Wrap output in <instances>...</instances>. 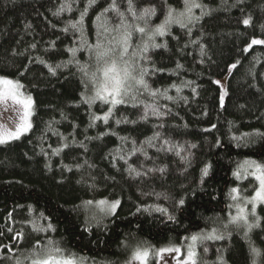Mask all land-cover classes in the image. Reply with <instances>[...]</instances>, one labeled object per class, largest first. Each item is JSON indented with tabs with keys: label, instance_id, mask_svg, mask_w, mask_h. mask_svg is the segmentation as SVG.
<instances>
[{
	"label": "trees",
	"instance_id": "trees-1",
	"mask_svg": "<svg viewBox=\"0 0 264 264\" xmlns=\"http://www.w3.org/2000/svg\"><path fill=\"white\" fill-rule=\"evenodd\" d=\"M66 2L72 10L54 15ZM195 2L205 6L193 9L196 16L208 14L190 35L173 25L144 62L157 95L144 93L139 107L117 105L104 123L94 117L111 105L84 103L93 90L80 65L90 62L88 45L104 20L96 17L111 0L91 7L89 0H0V78L19 82L33 100L28 133L0 144V264L23 261L37 239L88 264H125L137 248L153 264L156 250L213 229L224 238L200 242L197 264H264V205L256 207L259 227L229 224L232 189L241 204L257 189L244 162L264 165V44L251 43L264 40V0ZM134 6L155 7L153 25L169 8L185 7L183 0ZM86 7L82 33L64 31ZM100 201L119 204L105 215L95 208Z\"/></svg>",
	"mask_w": 264,
	"mask_h": 264
},
{
	"label": "snow or ice",
	"instance_id": "snow-or-ice-1",
	"mask_svg": "<svg viewBox=\"0 0 264 264\" xmlns=\"http://www.w3.org/2000/svg\"><path fill=\"white\" fill-rule=\"evenodd\" d=\"M95 0H89L88 7H91ZM184 9L177 11L169 8L164 20L156 25L151 23V17L156 15L155 7L143 8L137 11L134 6V0H111L110 7L105 9L103 13L98 15L96 19L101 20L104 17L102 24L100 25V31L98 32L97 40L94 44L88 45L89 51V63L86 65H80V70L84 77L85 87H90L93 90L91 96L84 97V103L91 105L96 101H100L105 105H111L108 108L107 113L103 116H95V120H103L104 123H108L109 116L112 114L113 108L117 105H131L132 107H139L142 100L140 97L144 93H148L150 96L155 97L159 90L153 91L146 79L149 76L148 69L144 66V62L149 60L150 49H157L164 47L156 42L157 37H163L166 34H170L173 25H179L181 29H187L188 34H191V25L197 23L203 15L208 14L202 11L201 16H196L193 13L194 8L203 9L205 6L200 3H196L195 0H183ZM126 3L127 7L121 10L120 4ZM72 6L70 3H64L54 13V15H60L63 11H71ZM108 13H112V16H108ZM87 14V7L81 12L80 20L69 21L64 31L69 29L75 31H81L83 25V17ZM245 25L250 24V19H244ZM264 27V26H262ZM195 43V41H193ZM255 45L264 44V40L254 39L251 42ZM251 46V45H250ZM249 46V47H250ZM35 47V45H33ZM73 57H75L76 49H70ZM247 51V49H245ZM77 63H79L77 61ZM59 67V66H57ZM179 67V65H178ZM232 69L236 68V64L230 66ZM54 71L53 69H49ZM217 84L220 81H216ZM0 85L4 86L0 88V102L11 100L15 104L21 105L23 108V115L20 117V123L16 127L15 131H5L0 133V144L7 142L8 140L19 139L20 136L27 132L31 128L29 117L31 116V109L33 107V100L31 96L25 97L20 89L23 85L19 82H14L11 79L0 78ZM175 87V85H173ZM180 89L177 88V92ZM220 96L221 103H223L224 95ZM166 99H173L167 96L166 92L161 93ZM146 108L151 107L153 115H161L153 105H145ZM147 113L145 112V118ZM121 121H117L120 123ZM126 122V121H125ZM162 127V125H161ZM159 137V133L155 134L154 138ZM67 145H65L66 147ZM140 151V149H136ZM177 155L180 153L177 152ZM244 172H247L249 167L255 169L254 172L249 173L256 181L259 182L258 189L255 190L254 196L249 198H243V205L240 202L239 189L233 188L232 192L236 195L232 196L233 201H237L232 207L236 208V214L231 216L229 224L236 227H244L248 231H251L255 227H259V220L255 218L257 204H264V165L257 164L254 161H245L242 166ZM163 171V169H160ZM208 169H204V174L207 175ZM136 175H140V172H136ZM239 177L240 173H236ZM89 204L91 201L88 202ZM100 205H105V201L98 202ZM184 203L183 200L180 201ZM119 204V201L102 209L105 215L115 211V208ZM247 204H251V212L247 210ZM163 211V210H162ZM249 215L255 219L250 222ZM49 227H51L49 225ZM227 229V225L224 226ZM39 231V229H37ZM224 234L217 229H213L211 233L201 234L199 236L193 235L191 237L192 244L189 245L187 259L184 264H197V253L195 252L196 242L211 240V239H223ZM179 252V248H166L161 249L156 255H160L161 252ZM207 251V249H205ZM255 255H259L257 249H252ZM150 253L147 249L137 248L134 253V259L139 261L140 264H147ZM16 264H78L74 258V254H66L59 244L51 239L47 243H42L39 239L35 242L32 248L29 250V254L24 257V260L17 259Z\"/></svg>",
	"mask_w": 264,
	"mask_h": 264
},
{
	"label": "rangeland",
	"instance_id": "rangeland-1",
	"mask_svg": "<svg viewBox=\"0 0 264 264\" xmlns=\"http://www.w3.org/2000/svg\"><path fill=\"white\" fill-rule=\"evenodd\" d=\"M223 82L220 81V83L218 84L220 87V96L222 93H226L225 87L223 86ZM3 87L4 86L0 85V88H3ZM92 94H93V91H92ZM25 97H27V96H25ZM224 97H225V95H224ZM220 102H221V100H220ZM31 113H32V109H31ZM22 115H23V108L21 105L15 104V102L11 101L10 99L6 100L4 102H0V133H3L5 131H15L16 127L21 122L20 117ZM29 122L31 123V116L29 117ZM28 131L23 133L20 137H22L23 135L28 133ZM15 140H17V139H15ZM10 141H13V140H8L7 142H10ZM7 142H5V143H7ZM254 171H255V169L253 170V172ZM256 182H257V189H258L259 182L258 181H256ZM253 196H254V193L249 199H251ZM258 205H264V204H257V206ZM242 206H244L243 203H242ZM106 207L107 206H105V205L103 206L100 204L95 205L96 210H99V209L102 210ZM246 207L250 213L252 205L247 204ZM236 211L237 210L235 208V214H236ZM254 219H255L254 217L249 215L250 221H253ZM199 235H197V236H199ZM206 241H208V240H206ZM199 243H200V241L198 240L196 242V245H195V249H194L195 252H196V248L199 246ZM190 244H192L191 238L189 240H187V242L184 245H182L181 247H179V246L166 247V248H179L180 249L179 252H175V251H173V252H161L160 255H156V253L160 252L161 249H166V248H161V249L156 250L153 264H184V261L187 259V253H188V249H189ZM135 250L130 255V257L128 258V260L126 261L125 264H140L139 261L134 259ZM77 262H78V264H88L85 261H80V260ZM147 264H148V261H147Z\"/></svg>",
	"mask_w": 264,
	"mask_h": 264
}]
</instances>
